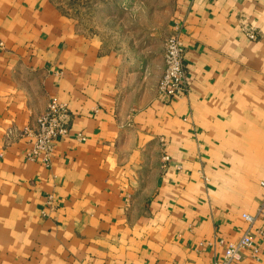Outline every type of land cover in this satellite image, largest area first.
Wrapping results in <instances>:
<instances>
[{
  "label": "crops",
  "instance_id": "crops-1",
  "mask_svg": "<svg viewBox=\"0 0 264 264\" xmlns=\"http://www.w3.org/2000/svg\"><path fill=\"white\" fill-rule=\"evenodd\" d=\"M176 19L189 92L163 101V47L133 57L53 0H0V264H210L247 230L257 256L235 264H264V219L242 216L264 194V0H172L166 35ZM52 97L69 132L45 167L20 133Z\"/></svg>",
  "mask_w": 264,
  "mask_h": 264
},
{
  "label": "built area",
  "instance_id": "built-area-1",
  "mask_svg": "<svg viewBox=\"0 0 264 264\" xmlns=\"http://www.w3.org/2000/svg\"><path fill=\"white\" fill-rule=\"evenodd\" d=\"M183 33L184 21L173 20L163 41L164 70L157 85V97L163 101L187 95L189 92ZM247 36L249 39H256L257 31L250 28ZM69 115L70 110L66 103L55 97L49 99L45 111L36 116L35 126L25 127L20 133L29 137L30 147L27 154L29 158L38 159L45 167L50 166L57 142L68 136L66 119ZM169 159V155L165 153L163 166L168 164ZM261 186L264 191V180L261 181ZM242 216L249 225L253 224L257 217L264 219V194L256 214L243 213ZM246 250L257 256L258 248L253 244L249 230L237 241L228 242L223 254L219 258H214L210 264H235L242 259Z\"/></svg>",
  "mask_w": 264,
  "mask_h": 264
},
{
  "label": "rangeland",
  "instance_id": "rangeland-1",
  "mask_svg": "<svg viewBox=\"0 0 264 264\" xmlns=\"http://www.w3.org/2000/svg\"><path fill=\"white\" fill-rule=\"evenodd\" d=\"M79 29L133 57L158 59L172 0H53Z\"/></svg>",
  "mask_w": 264,
  "mask_h": 264
}]
</instances>
